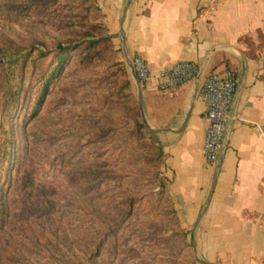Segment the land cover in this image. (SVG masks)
Here are the masks:
<instances>
[{"label": "rangeland", "instance_id": "obj_1", "mask_svg": "<svg viewBox=\"0 0 264 264\" xmlns=\"http://www.w3.org/2000/svg\"><path fill=\"white\" fill-rule=\"evenodd\" d=\"M97 4L0 0V264H195L113 38L87 67L72 49L39 98L58 55L87 32L110 36ZM2 47H17V66L5 67ZM11 85L17 102L6 98Z\"/></svg>", "mask_w": 264, "mask_h": 264}, {"label": "crops", "instance_id": "obj_2", "mask_svg": "<svg viewBox=\"0 0 264 264\" xmlns=\"http://www.w3.org/2000/svg\"><path fill=\"white\" fill-rule=\"evenodd\" d=\"M161 144L165 176L197 264H264V0H97ZM154 69L195 62L199 76L176 91L142 84L133 58ZM237 88L219 160L203 154L211 73ZM197 227L194 232V227Z\"/></svg>", "mask_w": 264, "mask_h": 264}, {"label": "built area", "instance_id": "obj_3", "mask_svg": "<svg viewBox=\"0 0 264 264\" xmlns=\"http://www.w3.org/2000/svg\"><path fill=\"white\" fill-rule=\"evenodd\" d=\"M132 63L140 83L149 84L154 80H160L161 91H176L200 74L199 66L189 61H181L172 67L158 69L150 67L140 56L134 57ZM236 88L237 81L233 70H229L224 77L217 73L208 74L202 82L199 97L206 105L208 125L203 154L208 167H213L219 160Z\"/></svg>", "mask_w": 264, "mask_h": 264}, {"label": "trees", "instance_id": "obj_4", "mask_svg": "<svg viewBox=\"0 0 264 264\" xmlns=\"http://www.w3.org/2000/svg\"><path fill=\"white\" fill-rule=\"evenodd\" d=\"M95 2L97 3V0H95ZM9 3L12 4L11 8L16 9L17 7L20 6L15 1L9 2ZM97 7H98V10L100 11V13L102 15V19H104V15H103L101 9L99 8V6H97ZM104 31H105V34L109 33L105 24H104ZM85 38H91V39L84 41L81 45H78L76 47H70L68 49H65L60 55L57 56V61H56L55 67L52 69V71L47 75L46 79L40 85L41 91H40V97L39 98L43 97L44 91L47 89L49 82L51 80L55 79L59 75V69H60L62 63L65 62V58H66L67 54L72 49L79 48L78 50H79L80 64L84 67H87V66L93 65L97 60H99L101 53L103 52L100 50V45L104 44L106 42H110L112 40L111 36H108V35H106V37H101L99 40H97L94 35H92L91 33H88V32L86 33L84 39H82V40H85ZM11 50L13 52H10V50L7 49L6 47H2V53H1V54H3L2 57L11 59L9 62L5 63V67H8V68H10L11 66H17L18 62H19L16 59L14 60V56L19 54V50L17 51V47L11 48ZM38 52H39L38 54H43L40 51H38ZM26 59L27 58H24L22 60L23 61V62H21L22 65L25 63ZM53 62L54 61H52V64H53ZM17 96H18V91L16 90L15 85H11L9 92L6 93L7 100L8 101L10 100L12 102L15 100L17 102L18 101ZM135 108H136V113L138 114L137 115L138 120L136 121V127H137V130L141 132L143 129H146V126H145V124H143V122L139 121L141 118V115H140V109H139V106L137 103L135 104ZM104 132L102 133L103 135L105 134ZM151 136H152L154 142L158 145V151H159L158 154L160 156V160H162V159L164 160L165 154H164V151H163L161 144L159 143L157 137L152 132H151ZM7 150L8 151H7V155H6V162H7L6 166L8 168L9 164L12 161V159L10 158V154L13 153L12 152V146L7 147ZM7 168H2L3 174L7 171ZM55 264H101V263H99L96 260V257L93 256V257L88 258L87 260H82V261L75 262V263L60 262V263H55ZM195 264H197V263H195Z\"/></svg>", "mask_w": 264, "mask_h": 264}, {"label": "water", "instance_id": "obj_5", "mask_svg": "<svg viewBox=\"0 0 264 264\" xmlns=\"http://www.w3.org/2000/svg\"><path fill=\"white\" fill-rule=\"evenodd\" d=\"M139 106H140V110H141L142 116H143V118H144L143 106H142V104H141L140 101H139ZM196 228H197V227L195 226V227H194V232H195Z\"/></svg>", "mask_w": 264, "mask_h": 264}]
</instances>
